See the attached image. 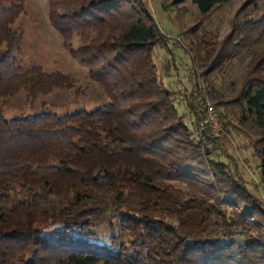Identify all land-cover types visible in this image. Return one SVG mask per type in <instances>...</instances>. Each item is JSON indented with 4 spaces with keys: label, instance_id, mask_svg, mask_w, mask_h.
<instances>
[{
    "label": "trees",
    "instance_id": "trees-1",
    "mask_svg": "<svg viewBox=\"0 0 264 264\" xmlns=\"http://www.w3.org/2000/svg\"><path fill=\"white\" fill-rule=\"evenodd\" d=\"M46 1L63 46L108 102L9 119L0 109V264H264V204L193 143L160 85L152 52L164 38L143 1ZM228 1L191 0L201 17ZM23 10L0 0V100L74 89L66 74L20 67L13 25ZM256 34L264 10L236 42L197 48L201 62L216 69ZM262 73L264 54L250 61L241 99L264 134ZM259 157L264 183V148Z\"/></svg>",
    "mask_w": 264,
    "mask_h": 264
},
{
    "label": "rangeland",
    "instance_id": "rangeland-1",
    "mask_svg": "<svg viewBox=\"0 0 264 264\" xmlns=\"http://www.w3.org/2000/svg\"><path fill=\"white\" fill-rule=\"evenodd\" d=\"M12 1H20L24 7L13 25L23 34L22 44L15 51L20 67L27 69L38 65L47 73L61 72L71 77L75 86L72 90L38 95L33 101L21 91L13 98L0 100L3 116L9 119L35 112L64 115L78 110L91 112L105 105L108 99L103 90L90 80L88 70L63 46L59 33L51 25L47 1ZM142 1L164 38L163 44L152 52L160 85L173 94L174 107L193 143L201 141L211 152L209 159L223 165L225 172L240 180L247 192L264 204V183L259 169L264 134L255 118L242 112L245 102L241 99L250 61L264 54V35H254L249 48L212 71L206 68H210L213 58L204 66L201 62L204 54L198 55L197 51L205 44L219 49L225 40L236 42L244 24L260 19L264 0H229L204 17L199 15L191 0ZM72 45L74 48L79 45L77 38H73ZM261 76L264 77V73ZM202 95L218 115L224 131L220 139L198 129V97ZM192 106L194 114L190 111ZM200 133L215 144H209ZM174 185L186 191L184 185ZM234 240L241 242L243 237L236 236ZM11 264L20 263L13 261Z\"/></svg>",
    "mask_w": 264,
    "mask_h": 264
},
{
    "label": "built area",
    "instance_id": "built-area-1",
    "mask_svg": "<svg viewBox=\"0 0 264 264\" xmlns=\"http://www.w3.org/2000/svg\"><path fill=\"white\" fill-rule=\"evenodd\" d=\"M198 113V129L207 133L215 139L223 137L222 125L218 119V115L212 105L206 101L204 95L199 96Z\"/></svg>",
    "mask_w": 264,
    "mask_h": 264
}]
</instances>
